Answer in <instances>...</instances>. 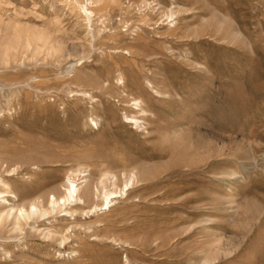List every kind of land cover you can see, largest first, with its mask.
I'll return each mask as SVG.
<instances>
[{
    "label": "rangeland",
    "instance_id": "374dc122",
    "mask_svg": "<svg viewBox=\"0 0 264 264\" xmlns=\"http://www.w3.org/2000/svg\"><path fill=\"white\" fill-rule=\"evenodd\" d=\"M0 182V264H264V0H0Z\"/></svg>",
    "mask_w": 264,
    "mask_h": 264
},
{
    "label": "bare ground",
    "instance_id": "6f19581e",
    "mask_svg": "<svg viewBox=\"0 0 264 264\" xmlns=\"http://www.w3.org/2000/svg\"><path fill=\"white\" fill-rule=\"evenodd\" d=\"M1 183V182H0ZM77 192L78 190L76 189V187L74 186H70V188L67 190V195L66 197L63 199V206H66L68 205L69 203L68 202H74L75 201H79L80 198L77 197ZM55 195V194H54ZM53 195V196H54ZM55 197V196H54ZM54 197L52 198L51 202H50V205H51V209L49 211V209H47V212L46 210L44 211H40V210H37L33 205H31V208L25 212L24 210L23 211H20V214L19 216H17L15 218V221L13 223V227H12V230L13 231H17L19 232V229H20V223H21V220H29V219H33L35 218L36 216H48L50 214H52L53 212H56L57 209L59 208V203L56 202V199H54ZM56 198V197H55ZM58 198V197H57ZM45 200V199H44ZM49 200V199H48ZM47 200V201H48ZM37 201V200H36ZM46 201V200H45ZM62 209V208H61ZM63 212V211H62ZM65 212V211H64ZM4 213V212H3ZM66 214L68 216V210L66 209ZM8 215V214H7ZM6 215V216H7ZM52 216V215H51ZM10 219V216H8L7 218H4V216L2 214H0V226H2V224L4 222H7L8 220ZM47 219V218H46ZM14 220V219H13ZM28 222V221H27ZM33 226V225H32ZM34 228V227H33ZM35 229V228H34ZM45 231H47L45 229ZM47 233V232H46ZM48 236V235H47ZM61 238V237H60ZM62 241H64L63 239H61ZM66 241V240H65ZM61 242V241H60ZM62 245V243H61Z\"/></svg>",
    "mask_w": 264,
    "mask_h": 264
}]
</instances>
